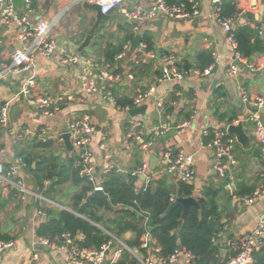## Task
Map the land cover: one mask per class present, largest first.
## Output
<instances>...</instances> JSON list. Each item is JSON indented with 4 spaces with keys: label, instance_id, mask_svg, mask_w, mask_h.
I'll return each instance as SVG.
<instances>
[{
    "label": "crops",
    "instance_id": "0c3cea01",
    "mask_svg": "<svg viewBox=\"0 0 264 264\" xmlns=\"http://www.w3.org/2000/svg\"><path fill=\"white\" fill-rule=\"evenodd\" d=\"M190 1L169 0L175 4H189ZM197 1L200 10L198 15L184 19L159 15L142 22L139 33H136L134 21L127 17L126 12H133L139 7L148 9L155 0H125L120 8L109 13L111 18L103 21L90 46L79 52L80 45L97 17L96 12L84 7L87 0H51L47 6L46 0H35L31 18L35 23L42 21L50 25V34L59 43V49L79 54L83 58H94L102 65L108 64L112 73L120 74L122 80L111 86L114 102L103 88L98 93L87 95L84 101L74 102L53 116H48L35 108L23 94L24 78L21 75L10 74L0 78V106L8 103L10 117L9 126L0 131V147L4 148V153L0 155V172L6 173L9 166L22 157L21 153L30 157L29 166L20 169L18 176L25 183L27 193H13L12 188L0 191V239L14 242L12 248L0 253V264H71L67 250L39 242L44 237L40 234L43 226L56 219L63 210L89 220L108 235L109 239L113 237L107 259L121 242L129 248L125 249L129 254V262H138V257L149 254L140 246L131 248L127 245L125 239L133 237L131 231L125 233L124 239L115 235L113 224L109 221L114 213L105 211L104 203L99 209L94 207L97 215H105L104 223L94 222L89 216L74 210L78 194H84L79 204L81 207L83 203L90 201L87 198L94 192L90 189L83 192L84 185L93 184L88 179L87 184L80 182L84 177L79 173L78 149L69 150L67 146L63 149L56 141H41L35 134L22 136L24 130L34 131L42 127L57 133L64 132L70 120L83 113L91 114L96 123L90 147L94 153L97 183L105 180L109 173L105 174L104 170L113 163L115 168L112 172L120 174L133 187H141L145 177H134L130 172L144 161L150 166L153 155L157 157V163L147 173L155 176V183L160 180L171 182L168 176L156 174L163 149L171 146L175 149L182 148L195 156L196 177L188 184L193 196L199 198L206 187L219 189L225 184L226 194H221L218 201L220 222L226 226L217 240L219 262H225L236 253L231 245L233 240L245 236L257 225L264 215V195L249 205H245L239 198L252 193L260 185L261 173L264 172V153L254 135V122L248 119L253 109L241 100L239 90L240 87H245L251 96L264 97V68L251 72L242 66L239 73L232 76L228 71L232 48L225 29L214 18L212 0ZM223 14L233 19L234 31L240 28L251 29L254 32L252 42L259 38L258 45L261 48L247 58L264 66V0H225ZM18 29L17 25H8L0 20V70L4 64L11 63L13 52L22 47V43L16 38ZM137 34L142 36L139 47L132 55L127 54L119 59L118 55L125 45L129 44L130 51ZM147 43L150 44V49H147ZM147 52H153L155 59L149 58L146 62L134 60V55H144ZM205 53H210L214 59V67L209 72H205L208 67L206 56L201 55ZM58 57L59 54L52 57L36 55L37 93L56 94L79 87L82 64H63ZM165 57L168 59L165 60ZM164 64L177 65L185 70L183 79L160 81V71ZM151 88L153 93L142 104L148 105V118L143 115L134 116L144 123V141L150 139L157 126L172 121L173 128L159 137L150 150L141 146L127 150L123 146V139L132 116L126 108L130 103L134 105L139 91ZM177 92L182 93L181 98L177 97ZM160 100H164L162 109L158 105ZM118 101L125 105H120ZM260 116L264 122V109ZM237 119L244 121L245 132L251 137V144L258 149L257 152L245 149L233 135L238 159L235 169L238 194L216 172L211 137L203 135L205 128H226ZM185 121H190V124L176 127ZM104 133L108 134L107 154L110 159L100 149ZM42 158L49 161L47 165H40L37 170V163ZM49 173L53 176L48 177ZM151 242L156 241L151 238ZM92 247L96 248L94 245ZM123 254L121 261L125 256ZM151 257L155 264H166L157 254H151ZM184 263L185 259L181 258L173 264Z\"/></svg>",
    "mask_w": 264,
    "mask_h": 264
},
{
    "label": "built area",
    "instance_id": "2783aa9c",
    "mask_svg": "<svg viewBox=\"0 0 264 264\" xmlns=\"http://www.w3.org/2000/svg\"><path fill=\"white\" fill-rule=\"evenodd\" d=\"M125 0H87L89 3H98L101 6L103 14H109L120 8ZM225 0H212L214 18L223 26L227 34V40L232 48V56L230 58L228 71L232 76H236L241 67L245 66L249 71L255 72L264 68L261 63H256L248 60L238 50V40L233 27V19L226 17L223 14V5ZM35 0H24L23 8H18L13 0H0V20L8 25H17L19 27L16 38L22 43V47L16 49L11 56V63L4 64L0 70V78L16 74L24 78L22 92L29 102L42 113L48 116H53L62 108L69 106L74 102H82L87 95L95 94L106 89L108 96L113 100L111 86L115 82L122 80V76L118 73H112L111 67L108 64L102 65L94 58H83L79 54L69 53L67 50L59 49L57 41L50 34V25L46 22L39 21L35 23L31 18L35 10ZM198 1L191 0L187 3H170L169 0H155L148 9L139 7L133 12H126L127 17L134 21V30L136 33L140 31V24L146 20L154 19L159 15L170 16L178 19H184L193 15H198ZM0 41V47L2 46ZM143 47H146L143 45ZM129 51V44L125 45L119 59L124 58ZM42 54L52 57L59 54L58 59L61 63L67 64H82L80 72L79 87L74 90H62L56 94L49 92H36L37 87L35 63L36 55ZM134 60L137 62H146L147 59H155L153 52H147L144 55H134ZM168 57H165V60ZM217 57H215V62ZM214 62L210 64L205 72L213 69ZM186 71L179 68L177 65H163L160 71L159 80L167 81L172 79L181 80L185 76ZM150 90L139 91L135 98L133 107H138L143 104L145 98L149 97L153 92ZM178 98H181L182 93H176ZM239 95L241 100L253 109L252 115L248 118L254 122V135L259 142V145L264 153V122L261 119L260 113L264 109L263 96H251L245 87H240ZM175 104V103H173ZM159 107H164V100L158 102ZM133 107H127L129 110ZM239 119L234 120V124L239 123ZM243 121V120H242ZM244 122V121H243ZM10 124L9 105L4 103L0 106V131L5 129ZM174 122L169 121L161 126L153 129L149 140L144 141L145 127L142 120L131 117L126 128V134L123 139V146L127 150H132L136 146H141L145 150H150L166 131L173 128ZM190 121H185L181 127L189 125ZM96 132V123L94 118L89 113H83L70 120L67 126L69 139L75 149H78L79 158V173L82 177L87 178L93 184V191L102 190V183H97L95 178V166L93 164L94 153L90 147L92 138ZM35 134L41 141L54 140L58 145L66 149L64 132H54L51 129L42 127L37 130H24L22 136L29 137ZM204 136H210V145L214 149V168L218 175L225 179L234 193L238 194V188L235 184L238 159L235 155L236 140L229 135L226 128H205ZM100 149L106 153V158L110 159L108 152V134L104 133L101 137ZM4 153V148L0 147V155ZM29 163L23 158H17L14 164H11L6 173L0 172V191L15 189L21 194H26L28 189L21 178H19L20 169L26 168ZM115 166L110 163L104 170L105 174L114 170ZM264 168V166H263ZM150 169L148 162H143L141 165L134 168L130 174L134 177L144 176V184L141 187L134 186V191L140 193L147 190L155 183V176L147 173ZM156 174L168 176L170 181L178 187L180 184H190L196 177L195 156L182 148H173L171 146L163 149L160 158V166L156 170ZM264 195V172L261 173L260 185L250 194L241 195L240 200L245 205L256 202ZM176 195L171 194V201L174 202ZM145 222L149 218V214L145 211ZM226 230L223 226L215 233L213 241L217 240ZM150 234L144 233L141 239L140 248L149 252L146 257H138L137 264H155L151 254H157L160 260L166 264L178 262L181 258L185 259L184 264H192L196 258L195 254L185 247L176 248L173 253L167 257L160 255L161 247L155 242H151ZM86 236L82 231L72 234L63 232L54 240L46 237L39 239V242L46 246H54L58 249L67 250L69 262L71 264H118L122 253L125 249H129L123 242L116 248L109 259L107 256L111 250L113 237L104 242L100 247H87L84 245ZM235 248L236 253L222 264H251L253 262V253L256 250L264 248V215L259 219L254 229L243 237L233 240L231 243ZM14 246L12 240L0 239V253L9 250Z\"/></svg>",
    "mask_w": 264,
    "mask_h": 264
},
{
    "label": "trees",
    "instance_id": "16d2710c",
    "mask_svg": "<svg viewBox=\"0 0 264 264\" xmlns=\"http://www.w3.org/2000/svg\"><path fill=\"white\" fill-rule=\"evenodd\" d=\"M235 35L238 40V50L245 57L250 58L261 48L258 45L260 43L259 38L252 42L254 32L251 29H237ZM150 48V44L147 43V49ZM201 55L206 56L207 66L214 62L210 53ZM118 103L125 105L122 101H118ZM129 105V107L134 106L131 103ZM21 155L30 163L28 154L21 153ZM48 161V159L42 158L37 163V170H39L40 165H47ZM47 176L52 177L53 174L49 173ZM80 182L88 183L87 178H81ZM102 185L112 205L117 208L113 212L114 216L109 220L113 224L115 235L123 238L128 231L133 233V237L125 239L129 247H139L142 242V236L148 232L151 238L161 247L160 255L163 257L169 256L176 248L181 246L195 254L196 258L192 264H222L217 259L219 248L217 243L213 241V237L222 227L218 201L221 194H226L225 184H222L219 189L206 187L203 195L198 198L201 207L191 206L182 223H180V220L184 207L176 205L170 210V206L174 203L171 201V194L174 193L176 197L192 195V188L188 184H180L176 187L171 182L160 180L157 183H153L147 190L137 193L134 191L131 182H126L116 172H110L105 176ZM89 189L92 191L93 185L83 186V192ZM83 195L81 193L76 196L73 205L74 210L89 216L94 222L104 223L105 215H97L94 210L96 206L98 209L103 207V201L100 198H94L79 207ZM143 211L149 214L147 222H145L146 215L142 213ZM79 231L86 234L84 245L88 247L93 245L100 247L109 240V236L92 222L66 210L60 212L56 219L49 221L43 226L40 234L54 240L63 232L76 234ZM123 253L125 256L122 261L121 259L119 260L118 264H137L135 260L128 261V251L124 250ZM251 264H264V248L253 253V262Z\"/></svg>",
    "mask_w": 264,
    "mask_h": 264
},
{
    "label": "water",
    "instance_id": "95a60500",
    "mask_svg": "<svg viewBox=\"0 0 264 264\" xmlns=\"http://www.w3.org/2000/svg\"><path fill=\"white\" fill-rule=\"evenodd\" d=\"M13 1L18 8H20V9L23 8L24 0H13ZM50 2H51V0H46V6L48 4H50ZM84 7L96 12L97 17H96V22L94 23L92 28L89 30V33L86 36L83 43L80 45V47L78 49L79 52H82L83 50H85L87 47L90 46L95 35H97V33L100 31L103 21L111 18V16L109 14H103L102 13L101 6L98 3L85 2ZM141 41H142L141 34H137L135 36L134 40L132 41L131 46H130V51L128 53L129 55H132L133 52L136 51V49L139 47ZM58 45H59V43H58ZM249 108H251V107L249 106ZM147 109H148V105L146 104V105L130 108L128 110V113L132 117L137 116V115H143L144 118H148ZM261 111H263V109ZM227 132L231 136H233V135L236 136L237 142L240 143L245 149H248V150L253 149L254 152L258 151V149L256 147H254L253 144H251V137L245 132L244 122L242 120L239 121L238 124H234V123L229 124L227 126ZM63 136H64V140H65V145L67 146V148L69 150H72L74 147H73V145L69 139V134L67 133V130L64 131ZM156 163H157V157L153 155L151 157V160H150V167L152 169H154L156 166ZM15 192H16V190L13 189V193H15ZM93 198H100L103 201L105 211L114 212L115 210H117V208L112 205V203L109 199V196L107 193H105V191L96 190L92 194H90L87 199L91 200ZM176 205H182L184 207V211H183V215H182V218L180 220V223H182V221L184 220V218H185V216H186V214H187V212L191 206L194 205L198 208L201 207V205L198 201V198H196L193 195L177 196L174 203L170 206V210L172 208H174Z\"/></svg>",
    "mask_w": 264,
    "mask_h": 264
},
{
    "label": "rangeland",
    "instance_id": "374dc122",
    "mask_svg": "<svg viewBox=\"0 0 264 264\" xmlns=\"http://www.w3.org/2000/svg\"><path fill=\"white\" fill-rule=\"evenodd\" d=\"M77 152H78V150H76ZM109 152H110V150H109Z\"/></svg>",
    "mask_w": 264,
    "mask_h": 264
}]
</instances>
